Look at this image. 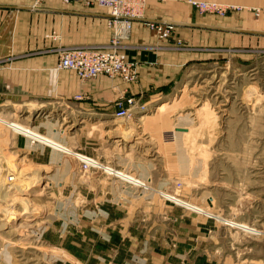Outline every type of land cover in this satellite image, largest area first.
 <instances>
[{
  "label": "rangeland",
  "instance_id": "374dc122",
  "mask_svg": "<svg viewBox=\"0 0 264 264\" xmlns=\"http://www.w3.org/2000/svg\"><path fill=\"white\" fill-rule=\"evenodd\" d=\"M258 18L255 22L263 17ZM177 28L171 37L173 48L189 55L190 60L183 66L179 79L155 106L140 102L129 117L115 113L114 120L108 121L113 123L109 126L98 125L103 121L98 116L84 114L80 108L68 107L60 100L46 102L45 107L36 106L32 113L24 107L14 109L9 102L0 100V111L9 109L20 113L11 122L36 132L38 129L33 126L41 125L38 133L42 135H47V125L53 124L61 140L47 136L101 164V167L84 168L76 156L46 147L21 133L12 134L10 128L0 123V225L5 223V227L0 226V264H54L53 254L57 252L45 244L46 238L41 241L42 228L55 219L57 225L68 223L70 229L72 224L65 219L74 218L91 206L96 208L91 194L84 193L76 200L79 188L83 189L79 180L94 172H106L102 166L107 163L116 166L118 158L130 165L151 164L149 170L157 173V182H163L165 172H170L169 190L161 193L164 198L169 199L166 194L173 195L206 209L205 213L197 211L196 214L213 215L224 222L242 223L256 229L258 233L231 228L227 235L235 239L232 241L242 256L249 259V264H264V34L204 32L207 35L186 38L176 33ZM4 60L1 58L0 64L4 65ZM3 69L5 66L0 65V71ZM53 105L57 109L49 110ZM28 107L32 110L33 104ZM155 112L158 115H153ZM68 117L76 120L72 130L67 129ZM154 119L160 121L161 127L151 133ZM53 125L49 126L50 130H54ZM112 127L111 132L122 133L125 136L122 141L128 145H135L137 141L143 144L146 138L143 150L137 147L139 150L134 153L129 149L118 152V137L107 142L104 136L106 129ZM144 132L150 138L140 134ZM16 135L23 140L28 138L29 145L33 141L46 147L47 157H27L25 149L14 148ZM52 149L60 158L69 156L71 172L67 174L61 167L45 166L53 161ZM155 149L160 150L153 155ZM149 157H155L154 162ZM71 162L61 160L57 164L63 163L67 168ZM19 169L29 170L27 176L16 179ZM36 173L47 178L28 180ZM143 182L147 184L143 190L152 187L161 191ZM179 182L182 183L180 190ZM16 185L21 188L16 189ZM6 193L8 196L3 201L1 196ZM23 197H27L25 204L32 208L29 212L24 208ZM105 197L108 201L115 198L113 194ZM169 200L178 208L189 210Z\"/></svg>",
  "mask_w": 264,
  "mask_h": 264
},
{
  "label": "crops",
  "instance_id": "0c3cea01",
  "mask_svg": "<svg viewBox=\"0 0 264 264\" xmlns=\"http://www.w3.org/2000/svg\"><path fill=\"white\" fill-rule=\"evenodd\" d=\"M190 1L147 0L145 16L175 23L176 33L186 38L207 35L204 32L242 34L239 30H245L251 31L244 32L250 35L264 33V12L258 19L263 18L255 22L254 11L264 9V0H200L238 8L225 17L200 14ZM34 2L0 0V59H6L4 65L0 64L5 66L0 71V100L9 102L14 109L24 107L32 113L36 106L41 108L46 102L60 100L68 107L80 108L84 114L98 116L103 120L98 125L106 127L113 124L108 121L114 120V114L119 111L117 103L120 99L135 97L138 103L155 106L179 79L183 66L190 62L189 55L173 48L171 39L160 40L154 31L136 20L125 50L130 59L138 62L139 80L126 83L105 75L81 80L74 71L58 68L59 56L54 50L63 46L105 47L112 36L107 12L78 2L65 4L63 0H44L43 7L33 8ZM32 104L31 110L28 106ZM53 109L57 108L54 106L49 110ZM67 120H70L67 129L72 130L76 120L71 117ZM159 123L156 119L151 121V133L161 127ZM52 125H47V135L60 141L55 125L54 130H50ZM33 128L41 133V125ZM83 128L85 126L78 132ZM112 129H106L104 136L107 142L118 137V152L129 149L134 153L139 150L137 147L143 150L146 138L143 144L137 141L135 145H128L122 141L125 136L112 133ZM140 134L150 138L146 132ZM17 135L14 148L25 149L27 157H47L46 147L49 146L41 147L33 141L29 145L28 138L23 140ZM159 150L155 149L153 155ZM50 155L54 157L53 161L45 166L61 167L67 174L71 172L73 166L69 156L60 158L55 150ZM61 160L70 161V166L57 164ZM154 160L155 157L149 159L150 162ZM125 161L118 158L116 166L113 163L106 166L123 170L161 191L152 187L143 190L106 172L82 177L79 184L83 189L79 188L76 200L84 193L91 194L96 208L91 206L84 213L80 211L74 218L65 219L72 224L70 229L68 223L57 225L54 219L40 232L41 241L46 238L45 244L57 252L53 254L54 264H249V259L236 248L235 239L227 235L235 227L213 215L178 208L173 201L163 197L161 193L169 190L170 172H165L163 182H157V173L149 170L151 164L130 165ZM51 178L58 186L62 185L55 177ZM109 194L114 195V200L106 199Z\"/></svg>",
  "mask_w": 264,
  "mask_h": 264
},
{
  "label": "built area",
  "instance_id": "2783aa9c",
  "mask_svg": "<svg viewBox=\"0 0 264 264\" xmlns=\"http://www.w3.org/2000/svg\"><path fill=\"white\" fill-rule=\"evenodd\" d=\"M65 4L78 2L85 7H98L108 14V26L112 30L110 42L103 48L92 46H63L56 51L59 56L58 67L60 69L74 71L81 80H93L101 75L109 78H120L126 83H136L139 80L138 62L129 58L125 44L131 36L136 20L141 21L149 29L154 31L160 40H169L175 32L176 24L170 21H157L146 18L145 8L147 0H63ZM44 0H35L33 8H41ZM190 4L200 14H210L225 17L230 11L238 9L235 6H226L217 2L191 0ZM255 15L259 17L264 9H255ZM118 115L129 117L139 106L135 97L122 98L117 103ZM84 168L92 167L88 163ZM101 167L99 166H94ZM106 168V167H105ZM104 170V166L102 168ZM115 176L113 172L107 171ZM116 177V176H115ZM140 187H147L138 185ZM178 189H182L179 182Z\"/></svg>",
  "mask_w": 264,
  "mask_h": 264
},
{
  "label": "bare ground",
  "instance_id": "6f19581e",
  "mask_svg": "<svg viewBox=\"0 0 264 264\" xmlns=\"http://www.w3.org/2000/svg\"><path fill=\"white\" fill-rule=\"evenodd\" d=\"M165 106V105H163ZM158 110H163V108H160ZM3 111V112H2ZM0 112H2L0 114V123L7 126L8 128H10V130L12 131V133H21L35 141H39L41 142L42 144L44 145H47V146H50L52 148H55V150L59 151V152H63L65 154H69V155H73V156H76L80 161H84L83 163H88L89 165H91L92 167H94L95 165L96 166H99L101 165L97 160L93 159V158H89L88 156H84V155H81L79 153H76L74 152L72 149H70L69 147L61 144L60 142L56 141L53 137L51 136H47V135H42L36 131H34L33 129L29 128L28 126H23L21 124H18L17 122H11V120H13L14 118H16L17 116H19L18 113H15L13 111H9V109H3L1 110ZM9 112V113H8ZM11 114V116H9ZM9 118V121H7V118ZM18 155V154H17ZM106 167V168H105ZM104 170H107V171H111L113 172V174L116 176V178H123L125 179L128 183L130 184H133V185H142V186H147V184L145 182H143L142 180L140 179H137L136 177L134 176H131L129 174H126L123 170H120V169H115V168H112V167H109V166H104ZM18 174V178L16 179H19L22 175H26L28 174L29 170L27 169H19L16 171ZM38 173L34 174L31 176L30 179L28 180H44L46 179L47 177L46 176H43V175H39L36 176ZM27 176V175H26ZM8 179V178H7ZM15 179V180H16ZM11 181L14 180V178H11L10 179ZM9 181V180H8ZM7 181V182H8ZM6 183V182H5ZM4 183V184H5ZM25 183V182H24ZM7 184V183H6ZM6 188V187H5ZM3 188V190L5 189ZM8 190L11 189V187H7ZM21 188L19 185H16V189H19ZM8 195L6 193V195H3L1 196L2 197V200L4 201V198H6ZM166 196L170 199H173L175 202L181 204V205H184L186 207H189V208H192L198 212H204L205 213V210L204 209H201L199 207H196L188 202H185L183 200H180L176 197H174L173 195H168L166 194ZM27 202V197H23V203L25 204ZM24 208L26 209L27 212L30 211V209H32L29 205L25 204L24 205ZM33 211V210H32ZM17 213V212H16ZM19 213V212H18ZM20 214V213H19ZM5 220V218L3 219ZM31 221V220H30ZM226 223L228 224H231V226L235 227V228H238L242 231H245V232H254V233H258L256 229L254 228H251L250 226H247L245 224H242V223H231L230 221H226ZM2 228L5 227V223L1 224L0 225Z\"/></svg>",
  "mask_w": 264,
  "mask_h": 264
},
{
  "label": "water",
  "instance_id": "95a60500",
  "mask_svg": "<svg viewBox=\"0 0 264 264\" xmlns=\"http://www.w3.org/2000/svg\"><path fill=\"white\" fill-rule=\"evenodd\" d=\"M239 31H242V32H251V31H245V30H239ZM254 33H261V32H254Z\"/></svg>",
  "mask_w": 264,
  "mask_h": 264
}]
</instances>
